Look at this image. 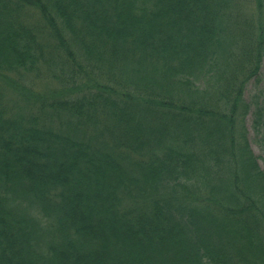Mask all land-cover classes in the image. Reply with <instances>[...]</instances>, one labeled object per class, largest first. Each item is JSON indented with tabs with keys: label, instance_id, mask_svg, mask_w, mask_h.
Here are the masks:
<instances>
[{
	"label": "trees",
	"instance_id": "1",
	"mask_svg": "<svg viewBox=\"0 0 264 264\" xmlns=\"http://www.w3.org/2000/svg\"><path fill=\"white\" fill-rule=\"evenodd\" d=\"M247 2L0 0V264H264Z\"/></svg>",
	"mask_w": 264,
	"mask_h": 264
},
{
	"label": "rangeland",
	"instance_id": "2",
	"mask_svg": "<svg viewBox=\"0 0 264 264\" xmlns=\"http://www.w3.org/2000/svg\"><path fill=\"white\" fill-rule=\"evenodd\" d=\"M237 2L239 3V6L240 7H244L243 9V12H247L249 10V5H248V2L247 0H237ZM252 4L254 5V2L252 1ZM262 65H261V68H260V76H259V79L258 81L254 80V79H251L249 81V83L245 86V89H244V98L250 102V101H253L254 100V97L256 96L255 94H257V92L264 90V60H262ZM49 84V85H47ZM45 84L44 82L41 84L42 87H45V89H50V88H53L54 87V84H52V82H49ZM251 115L248 113V115L246 116L245 118V125L247 127V131H248V139H249V146L251 148V150L253 151V154L257 157V161H258V164L261 168L264 167V164H263V161L260 159V148L258 146V144L255 142L254 140V132L252 130V127H251Z\"/></svg>",
	"mask_w": 264,
	"mask_h": 264
}]
</instances>
